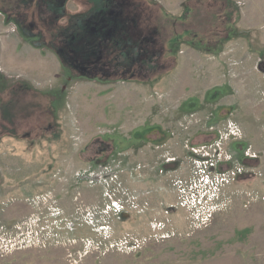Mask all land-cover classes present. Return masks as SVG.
Here are the masks:
<instances>
[{
	"label": "rangeland",
	"instance_id": "rangeland-1",
	"mask_svg": "<svg viewBox=\"0 0 264 264\" xmlns=\"http://www.w3.org/2000/svg\"><path fill=\"white\" fill-rule=\"evenodd\" d=\"M142 1L158 25V52L134 57L126 71L114 73L107 80L94 75L85 78L77 69L62 67L49 43L36 42L32 46L14 32L13 24L0 26V116L4 118L0 122V264H177L233 251L242 252L253 264H264V150L260 163L244 160L241 173L234 164L220 167L218 171L229 181L219 185L210 206L197 208V215L179 198L176 180L190 183L201 177L194 165L200 157L186 145L199 147L213 142L230 117L220 123L208 121L211 139L207 141L194 143L186 138L182 158L168 151L160 155L165 164L187 161L189 176H177L173 182L178 195L175 215L180 220L172 218L173 207H169L166 217L152 219L148 233L141 232L144 221L135 213L141 214L143 208L121 179L123 171L118 169L117 154L111 153L107 143L96 140L99 133L103 136L102 131L111 130L99 122L111 114L110 99L120 103L113 113L120 120L128 111L135 113V105L125 106L131 95L126 97V89L115 91L114 85L143 87L144 99L149 101L181 102L178 109L186 111L188 118L182 121L184 128L190 121L206 123L212 119L211 113L205 117L192 112L194 104L211 102L213 107L230 93L229 86L214 85L194 93L189 72L193 67L205 66L234 71L243 59L239 53L247 48L253 57L260 55L256 62L264 68V50L257 49L254 41L256 35L264 34V0ZM79 9L82 11L83 6L71 3L68 11ZM4 45L8 47L6 52ZM263 89L259 91L258 114L253 122L254 131L261 135ZM245 93L253 97L254 91ZM141 96L135 94L133 99ZM81 117L87 132L81 129ZM70 120L73 130L78 129L74 144L66 138ZM156 128L149 121L127 134L137 138ZM242 130V139L234 145L246 148L252 143ZM76 143L80 149L86 148L77 156L93 158L94 164L76 168ZM100 149L106 152L99 155ZM100 165L111 167V174L103 178L116 173L117 179L80 180V172H95ZM95 189L101 191V201L88 197ZM107 193L123 199L120 211L103 212L110 204ZM111 221L122 227L118 235V227L114 228Z\"/></svg>",
	"mask_w": 264,
	"mask_h": 264
},
{
	"label": "crops",
	"instance_id": "crops-1",
	"mask_svg": "<svg viewBox=\"0 0 264 264\" xmlns=\"http://www.w3.org/2000/svg\"><path fill=\"white\" fill-rule=\"evenodd\" d=\"M257 36L259 39L256 38L254 40L255 43H258L256 47L257 49L263 48L264 50V34L256 35V37ZM2 48L5 52L8 50V47L5 45ZM247 52H249L248 48L243 49V52L239 53L238 57H243V59L239 62L234 71L230 70L229 73L224 67L205 66L191 68L189 80L192 81L191 89L194 90V93H198L200 88L208 90L214 85H228L230 93L215 102L213 107L211 102L195 103L194 105L196 106L193 107L192 112H197L202 116L205 115V117L209 116L206 114L211 113L212 115L210 116L212 119H207L206 123H204L205 120H203V123H192L190 121L188 128L182 126V121L188 118L186 116V111L182 112L178 109L182 107L181 102L175 101L174 99L167 102L149 101L146 98L144 99L146 94H143V87L138 89L136 85L133 84L114 85V88L111 85L109 88H113L115 91L120 89L130 90L131 92L125 90L126 97L128 98L129 94L132 97L129 101L126 100L125 106L135 105L136 109L133 111L135 113L128 111V115H125L124 120H120L118 114H113L118 110V105H120V103H118L116 99H110L109 112L111 114L105 117V119H101L99 122L110 126L111 130L102 131L103 136L100 135L101 137L98 131L96 140H101L104 145L107 143L111 146V153L114 155L117 154L118 156V169L123 171V173H121V179L130 189L136 202L143 208L141 214L138 212L135 213L139 214L142 222L144 221V228L141 227V229H143L141 232L144 231V233H148L149 224L152 219L164 217L169 207H173V209L170 210V212H172V218L175 219V221L180 220V216L178 214L175 215V213L178 212L176 205L178 195L173 182L177 176H189L188 170L190 166L187 161L165 164L162 162L160 155L168 151L172 155L182 158L185 155L182 144L186 138H191L194 143H200L211 139V132L208 129L209 120L220 123L221 120H226L230 117L229 119L236 121L245 130L247 140L250 141L257 150H264V134L261 135L258 132L256 133L253 126L255 116L258 114L259 91L264 87V68L259 67L256 62V57H258L257 60H259L260 55H255V57H253V55ZM228 74H230V76ZM246 90H253V97L245 93ZM78 93H80V86L77 88L75 94L77 97H80ZM138 93L143 96L133 99L135 94L138 95ZM114 94L117 95V92ZM113 100L114 102H112ZM169 106L170 108L167 109L166 107ZM113 107L116 109H113ZM171 108H176L177 111ZM77 110L78 113H80V105L77 106ZM168 114H170V116H168ZM1 121L4 122L2 116H0V122ZM149 121L157 125V128L153 131L147 132L143 136L137 138H134L131 134H127L138 125ZM79 122L80 126L83 127L81 129L87 132L88 128L84 123V117H81ZM72 123L73 122L70 120L71 130L67 132L66 138L72 139L73 141V139H75L74 133L78 129L73 130L75 126ZM75 145L76 155L73 161L77 169H82L95 163L93 158L83 159L80 158V154L78 157L77 152H84L86 148L80 149V144L76 143ZM104 152L106 151L101 149L97 151L98 154ZM94 154H96V152ZM136 168H138L139 171L136 170ZM161 168L164 169V172H160ZM95 191L93 190L92 194L88 195V197L92 196L93 201H101V191L96 189ZM128 216L129 215H127L124 220H126ZM129 222L131 221L129 220ZM100 223H102L101 220ZM111 223L114 228L118 227L115 229V234L118 235L122 227L116 225V222L114 223L111 221ZM177 264L253 263L250 262L249 258L242 252L233 251Z\"/></svg>",
	"mask_w": 264,
	"mask_h": 264
},
{
	"label": "flooded vegetation",
	"instance_id": "flooded-vegetation-1",
	"mask_svg": "<svg viewBox=\"0 0 264 264\" xmlns=\"http://www.w3.org/2000/svg\"><path fill=\"white\" fill-rule=\"evenodd\" d=\"M71 3L83 10L70 13ZM144 5L142 0H0V26L13 24L14 32L32 46L49 43L62 67L107 80L126 71L134 57L158 52V25ZM249 146L232 143L227 165L260 163L262 151L251 145L248 157Z\"/></svg>",
	"mask_w": 264,
	"mask_h": 264
},
{
	"label": "built area",
	"instance_id": "built-area-1",
	"mask_svg": "<svg viewBox=\"0 0 264 264\" xmlns=\"http://www.w3.org/2000/svg\"><path fill=\"white\" fill-rule=\"evenodd\" d=\"M264 90V89H263ZM264 95V92H261ZM193 115L189 116L190 119ZM190 122H187L186 127ZM213 129V128H212ZM218 137H215L214 141L208 143L207 145H186L187 148H190L191 152L197 154L199 159L194 161L197 171L201 173L200 178H194L190 180V183H184L180 180H176V185L179 191L180 202L184 206H189L188 208L193 210L192 214L197 215L196 210L205 209L204 206H210V201L216 196V192L219 189V185H222L229 181V178L222 176L218 169L222 167L224 164L230 163L232 161V150H230L229 146L235 141H239L243 137V130L241 126L229 119L224 128H221L217 131ZM188 144V143H187ZM245 154L249 157L252 156V148L249 146L246 149ZM236 164V163H235ZM237 167V170L241 172L242 166L239 164L234 165ZM224 169V168H223ZM111 170L109 165H100L95 169V172L90 173V169L84 172H80V180L86 181H108V180H116L117 174L113 173L111 177L103 178L104 175H107ZM235 174V173H233ZM225 175V174H224ZM94 180V181H93ZM175 182V181H174ZM109 197L110 204L103 211L104 213H108L110 210L112 211H120L123 208V199L116 197L114 193H107ZM191 207V208H190ZM208 217L212 216V214H208ZM104 227V226H103ZM102 228V227H101Z\"/></svg>",
	"mask_w": 264,
	"mask_h": 264
}]
</instances>
